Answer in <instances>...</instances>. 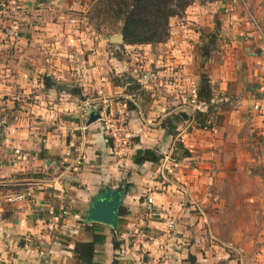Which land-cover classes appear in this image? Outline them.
Returning a JSON list of instances; mask_svg holds the SVG:
<instances>
[{
    "label": "crops",
    "instance_id": "1",
    "mask_svg": "<svg viewBox=\"0 0 264 264\" xmlns=\"http://www.w3.org/2000/svg\"><path fill=\"white\" fill-rule=\"evenodd\" d=\"M8 1L0 10V264H76L74 242L91 240L83 218L104 187L125 193L116 231L99 224L104 240L94 247V264H264V0H198L170 24L158 51L125 44L99 53L91 39L74 38L72 54L64 51L67 39L29 36L30 29L60 34L58 25L29 24L30 12L41 9ZM204 29L213 38H200ZM51 41L64 45L57 54L43 48ZM106 67L115 77L144 73L141 94L99 80ZM200 76L211 99L198 102L199 117L191 118L189 88ZM55 77L65 81L56 92L43 84ZM126 101L131 148L119 157L100 122L87 119L93 109L114 113ZM167 117L175 136L160 125ZM138 149L161 159L134 164ZM50 209L61 214L57 223Z\"/></svg>",
    "mask_w": 264,
    "mask_h": 264
},
{
    "label": "rangeland",
    "instance_id": "2",
    "mask_svg": "<svg viewBox=\"0 0 264 264\" xmlns=\"http://www.w3.org/2000/svg\"><path fill=\"white\" fill-rule=\"evenodd\" d=\"M127 1L130 2L129 0ZM197 1L198 0H194L192 3H195ZM211 1H214V0H211ZM22 4L25 6V2L21 1L20 5L22 6ZM31 8L36 9V10H40V9L42 10L41 13H37L34 15L31 14V12L29 11L30 12L29 24H31V26H33L34 24V26L37 27V23L58 25V28L60 29V32H59L60 34L52 33L51 29H47L45 31H43L42 29H33V30L30 29L29 36L31 33H38V34L42 33V36L44 38H46V34H47L48 38L51 40L56 39V38H59V39L63 38L65 41L67 39L65 43H70L69 45H67L68 49L67 47L66 49H64V51L69 50L67 51V53L74 52V47H72L71 45L72 42L69 39H74V38L77 40H81V38L88 39V40L91 39L92 42L95 44L98 52L104 53V52H113L114 46L117 48H120L123 51L124 50L123 46L125 45V43L127 45V42H131L133 40V36H136V34L138 38H144V40L146 41V43L142 45H150L153 51L154 49L155 51H158L161 48L160 44H163L164 42H166V40L168 39L170 35L169 34L170 24L183 18L184 12L187 9L186 7L177 16H173L168 19L167 36L160 37L156 35V37H153L154 32L158 33V30L157 29L154 30L152 26H151V29L149 30L146 28H141L135 31V26H133L131 22V18H128V19L126 18V14L122 12L123 8L119 7L117 0H29V9ZM24 10H27V9H24ZM19 18L20 17L18 16V20ZM125 20H129V24H130L129 29L126 32H125L126 30L125 27L127 28V23H125ZM46 24H44L43 27H46ZM14 29L16 31L18 30V28L16 27H14ZM208 31L209 29H204L203 34H200L199 37L201 38V36H203L204 39H207V37H209L210 34L213 35V33H208ZM114 36H121V43L117 45L112 44L110 42V38ZM133 45H139V44H133ZM62 46L64 45H60V47ZM79 46L81 47V52L88 53L90 51L89 49H85V50L83 49V46L84 48H87L86 44L82 46L79 45ZM91 46H93V44ZM60 47H58L57 44H54V42L51 41L50 45H45L43 48H45L46 53L50 52V54H53V53L57 54ZM202 49L203 47L201 48V50ZM208 50H210V47H208ZM115 53L120 55L119 51H115ZM54 59H55V55H54ZM100 68L99 70H104L105 73L103 71H99V76H100L99 80L102 77H106L108 80L118 78V77H115L114 74H112L113 70L111 69V67H108V68L106 67L107 71L106 69H100ZM109 70H111L110 71L111 73L109 72ZM121 76H119V78H121ZM145 77L147 76L144 73H142L137 78L135 77V81L137 82L136 91L139 94H141V90H142L140 84H142V79H145ZM56 78L57 77L54 78L55 82L54 83L52 82L53 90H55V92H56L57 85L64 86L65 84V81H63L61 77L57 79ZM44 79L45 78H43V81ZM73 81H74V78H72V81L70 82H71V86L73 87L72 90H75L76 89L75 87H77V84L74 83ZM195 89H196V86H195ZM187 105H191L185 109L189 117L191 118L199 117V116H196L199 113L197 111V107H195L198 105V102L196 101L195 104H192L188 101ZM101 108L102 107H99L98 110L93 109L90 112H95L98 115H100L99 112ZM85 110L88 112L90 108H85ZM211 113L212 112L208 111L204 115V118L206 119L205 117L206 115L210 117ZM176 134H177V131H175V134L173 136H175ZM177 145L178 147L181 148L180 143H177ZM170 161L171 163L176 164L175 160H170ZM231 216L234 217V214Z\"/></svg>",
    "mask_w": 264,
    "mask_h": 264
},
{
    "label": "trees",
    "instance_id": "3",
    "mask_svg": "<svg viewBox=\"0 0 264 264\" xmlns=\"http://www.w3.org/2000/svg\"><path fill=\"white\" fill-rule=\"evenodd\" d=\"M119 7L123 8L122 12L126 14V18H131L133 26H135V31L146 28L158 30V33L154 32L153 37L156 35L163 37L167 36V21L173 16H177L186 7H188L194 0H117ZM209 1L211 0H202ZM216 1V0H214ZM143 19V20H142ZM127 23V28L125 27V32L129 29V20H125ZM128 33V32H127ZM153 33V32H152ZM210 38H213L209 36ZM158 39V38H157ZM159 40V39H158ZM146 41L144 38H138L133 36L131 42H127V45L133 44H144ZM126 44V43H125ZM46 78L43 81L44 87H50L46 82ZM113 86L123 87L125 93L129 95L132 91L137 89V82L131 76H121V78H114L110 80ZM211 99V89L209 82L203 76L199 78V84L196 86V101L203 104H208ZM127 109L130 108L128 101L124 102ZM197 116V115H196ZM172 119H179V117L173 115ZM161 127L165 130L166 134L173 136L175 134V126L170 122L169 117L161 122ZM161 159V156H156L149 149H138L135 150L131 161L134 164H142L144 162H150L152 164L157 163ZM122 212L118 211V217ZM101 225L96 223H90L89 226H85V232H90L91 240L89 242H74L72 249L74 260L76 264H94L92 261L94 255V247L103 243L104 236L101 235ZM112 248H117V243L112 242Z\"/></svg>",
    "mask_w": 264,
    "mask_h": 264
},
{
    "label": "built area",
    "instance_id": "4",
    "mask_svg": "<svg viewBox=\"0 0 264 264\" xmlns=\"http://www.w3.org/2000/svg\"><path fill=\"white\" fill-rule=\"evenodd\" d=\"M12 4L8 0L0 1V10L6 11L9 6ZM6 36H13L15 32L5 31L3 32ZM261 60L264 64V34H261V46L259 49ZM189 102L195 104L196 102V89L194 85H191L189 88ZM98 121L101 122L102 134L110 143L111 150L114 155L119 157H125L130 151V142L128 138V133L126 129V112L125 104H122L119 110H116L114 113L106 112V109L103 107L100 109ZM16 153V151H14ZM174 165V163H173ZM30 192H23L14 194L11 198H7L8 202H15L29 197ZM146 206H152V198L147 197L145 200ZM148 211L153 210V208H147ZM155 209V208H154ZM150 213V211H149ZM48 219L51 222L57 223L61 218V214L52 209L47 211ZM159 216L164 220L165 227L167 230H172L174 228V220L169 209L159 210ZM142 237V234L138 235Z\"/></svg>",
    "mask_w": 264,
    "mask_h": 264
},
{
    "label": "water",
    "instance_id": "5",
    "mask_svg": "<svg viewBox=\"0 0 264 264\" xmlns=\"http://www.w3.org/2000/svg\"><path fill=\"white\" fill-rule=\"evenodd\" d=\"M110 42L115 45L121 43V36L111 37ZM180 116L182 117V115ZM98 119L99 115L95 112H91L88 116L87 124ZM124 193L125 191L121 187L115 189L104 187L99 189L91 198L83 221L86 223L101 224L116 231L120 200Z\"/></svg>",
    "mask_w": 264,
    "mask_h": 264
}]
</instances>
